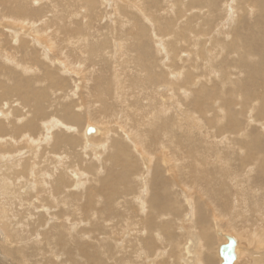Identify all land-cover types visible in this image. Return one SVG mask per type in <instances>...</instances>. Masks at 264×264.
Instances as JSON below:
<instances>
[{
    "label": "bare ground",
    "instance_id": "6f19581e",
    "mask_svg": "<svg viewBox=\"0 0 264 264\" xmlns=\"http://www.w3.org/2000/svg\"><path fill=\"white\" fill-rule=\"evenodd\" d=\"M149 1L150 4L165 2ZM178 1H171L170 7L163 11L165 16L162 18L167 17L168 28L161 29L162 21L161 25L154 22L166 33L162 38L163 44L157 46L156 37L152 41L155 52L161 54L163 50L167 57L159 59L161 63L158 66L151 54L142 56L137 50L140 41L136 48L129 42L124 45L121 34L109 47H105V41L93 45L78 28L70 27L69 22L59 23L61 28H58V22L49 23L47 17L50 15L44 12L45 8L53 12L56 7L53 1H47V7L44 6L39 11L40 16L33 20L27 11V7H31L30 0H0V72L6 71L0 74L6 78L4 82L0 80V105L7 103L5 109L8 108V111L4 109L5 115L0 109V116L4 118L0 122L5 123H0V225L5 230L0 233V242L3 241L0 243V264H158L156 258L161 256L168 258V264H222L219 249L228 243V239L233 241L231 264H241L250 257L246 250H240V246H253V249L264 253V227L240 229L233 222L234 215L242 207L251 220H263L259 201L264 200V195L261 193L260 198L255 195L261 187L253 184L260 183L264 189V120L256 122L252 117L242 128L238 117L247 111L250 115L258 108L264 114V41L255 40L264 38V28L260 27L264 25V0H181V5L177 6ZM105 2L108 5L112 3L107 6ZM100 5L103 8L113 5L110 11L114 10V13L110 20L115 27L109 24L112 28L109 36L120 29L115 12L133 8L122 0H101ZM134 7H138L135 10L144 16L141 3ZM153 10H149L150 14L154 18L159 17L160 13L155 14ZM221 10L224 13L222 19L217 18ZM82 12L79 10L72 16L81 19L77 26L83 25L87 16L91 17V14L82 17ZM246 20H250L255 30L253 33L258 38L253 39L252 33L250 40L235 31L239 25L248 27L244 25ZM182 23L192 26L185 30L191 41L187 40V48L191 45L206 59L208 69L201 76L192 74V67L183 74V78L180 75L187 63L182 58L192 56L190 51L188 55H179L183 48L177 44L185 43L183 38H186L183 37ZM195 24L198 25L196 31L193 28ZM214 26L218 27L217 33ZM27 31L28 38H25ZM2 41L5 44H1ZM259 41L262 47H259ZM28 51L33 55L28 56ZM144 51L151 53L147 48ZM258 55L260 63H255ZM97 59L110 64L116 62L118 68L112 69V78L89 77L96 68ZM214 62L216 65L213 67ZM124 64H131L133 68L130 79L123 73ZM121 69L122 72L119 71ZM42 71L45 78L37 74ZM233 71L236 74L231 80ZM241 72L245 77L247 74V78L239 81ZM142 73H145L144 77ZM65 75L76 77L72 88L69 86L72 89L69 93L64 86ZM46 80L51 85L43 89L30 88L32 84ZM127 80L129 88L141 93L152 91L153 96L147 95V100L157 101V98L160 102L157 101V106L150 105L154 108L151 112L155 114L152 120L141 115L140 108L137 114L134 103L127 104ZM207 81H210L209 86L205 84ZM9 82L14 83L12 89L4 86ZM157 86L161 88L159 91ZM45 92L50 94L45 96ZM236 92L242 95L241 102L234 100L236 96L232 95ZM85 97H94L101 104L84 105ZM10 98H16L15 106L9 102ZM246 100L254 101L257 106L247 107V103H243ZM45 102L51 103L48 108L53 107L57 114H62L60 120L54 112L47 115ZM185 103L190 105L195 117L187 115L186 107V112L182 110ZM24 106L29 110L27 117L29 114L32 116L28 120L23 117L24 113L20 119L25 121H21L16 118L21 114L19 107ZM82 112L87 114L85 118L90 124L79 125ZM165 116L168 117L163 118ZM40 117L49 118L37 124ZM248 126H256L259 135L243 144ZM38 129L43 131L37 134ZM192 129H197V136L202 139L204 147L194 148L190 138L186 146L178 141V148H169L173 140H178L179 133L180 137L185 136L184 130L192 137ZM218 133L221 135L219 142L213 140ZM34 137L44 139L40 141ZM75 137L80 142L76 151L73 149ZM81 137L88 149L81 147ZM146 140L158 148L154 159L144 147ZM24 147L33 149L27 151ZM22 150H26L28 155L20 153ZM57 150L60 151L55 153ZM228 154L236 157L234 166L238 163L232 172ZM75 160L81 167L75 165ZM109 163L116 165L115 170L106 172L105 166ZM125 181L127 185L123 183ZM211 181H217L219 186L217 191L210 188L212 195L207 189ZM123 184L127 192L135 189V193H129L127 199L116 198L122 190L119 186ZM225 187L228 193L231 192L232 210L227 213L211 205L216 216L211 215L208 224V203L218 204ZM194 193L198 194V200L192 197ZM204 197L208 202L203 200ZM28 200L34 205H40V200L46 203L37 209H20ZM44 207L56 209V212L48 215ZM250 207L255 210L254 214L250 213ZM177 211L180 214H176ZM68 216L76 223H65L64 218ZM120 222L126 231L118 226ZM215 234L218 236L216 241L223 240L222 244L215 245ZM163 247H166V253L162 251ZM171 254H174L173 259ZM119 255L123 257L119 258ZM260 264H264V260Z\"/></svg>",
    "mask_w": 264,
    "mask_h": 264
},
{
    "label": "rangeland",
    "instance_id": "374dc122",
    "mask_svg": "<svg viewBox=\"0 0 264 264\" xmlns=\"http://www.w3.org/2000/svg\"><path fill=\"white\" fill-rule=\"evenodd\" d=\"M47 1L48 2H50V1H53V3H55V5H56V7L54 8V10H53V12L52 13H50V11H49V8H45L44 6H46V4H47ZM90 2H86L85 0H30V3H31V7H27V11L29 12L28 14H29V16H31V18L33 19V20H36V17H38V16H40V14H41V12H39V11H41V9L43 10L44 8H45V12L44 13H48L50 16H48L47 18H48V21H49V23H53V24H57V22H58V28H61V24H59V23H61V22H63L64 23V21H67V22H69L71 25H70V27H75V28H78L81 32H82V34H83V36H85V37H87L88 38V40H90V42H93L92 44L93 45H98L97 44V42L99 43V42H102V41H105L106 42V44H105V47H109L112 43H113V41H115V40H117V38L122 34L123 35V37H121L122 39H121V41H123V44L125 45V44H127L126 42H129L128 44H130L131 45V47H134V48H136V46H137V43H138V41H140V45L137 47V50L139 51V52H141V55L142 56H147L148 54H151L152 55V60H153V62H155L154 64L156 65H158V66H160L158 63L160 62V60L159 59H161L162 57H164V58H167L166 56H165V52H163V50H162V53L161 54H158V52H155V50H156V48H155V44L157 45V46H159V45H161V44H163L162 43V38L163 37H165L166 36V33H164V32H162L161 31V29L162 28H168V25H167V23H166V18L167 17H163L162 18V16H165L164 14H163V11L164 10H166V9H168V7H170V5L172 4V2H173V0H170L169 2H167L166 0H165V2H163V1H161V2H159V3H151L150 4V1L149 0H122V2L123 3H125V4H127V5H132L133 6V8H125L126 10H124V11H120L121 13H119V12H115V18H116V20H118L117 22H116V24H118L119 26L118 27H120V29H118V31L116 30V31H113V34H111V36H109V32H112V30H110V29H112V28H110V25L111 26H113V28L115 27V24H113L112 23V21L110 20V19H112V17L113 16H111L113 13H114V10L111 12L110 11V9L112 10V8H113V5H111V7H105V8H103V7H101V5H100V2H101V0H89ZM110 1V0H109ZM131 1H133V2H131ZM139 1V3H141L142 5H143V7H144V10H143V13H145L144 14V16L141 14H139L138 13V10H135L136 8L138 9V7H134V6H136V4H139V3H136V2H138ZM155 1H157V0H155ZM160 1V0H159ZM172 1V2H171ZM130 2L131 3H134V4H130ZM145 4H144V3ZM148 2V3H147ZM112 2H110V4H111ZM177 3H179V4H177ZM176 4H177V6H179V5H181V0H179L178 2H177ZM27 4L29 5V2H27ZM105 4L107 5V6H109L106 2H105ZM166 4V5H165ZM98 5V6H97ZM150 5H151V8H149L150 7ZM154 5H155V7H154ZM105 6V5H104ZM160 6V7H159ZM47 7V6H46ZM109 8V9H108ZM153 8H154V10H153ZM166 8V9H165ZM160 9V10H159ZM79 10H83V12H82V14H83V16L82 17H84L85 15H88V14H91V17L90 16H87V18H85V20H83V25H81V24H79V26H77V24L78 23H80L79 21L81 20V19H79V18H72V16L75 14V13H77ZM146 10V11H145ZM149 10H153V12H155V14H158L159 15V13H160V15H159V17H155V18H158V20L156 21L155 20V18H154V16L152 15V14H150V12L151 11H149ZM84 11H85V13H84ZM126 11H127V13H126ZM222 11V10H221ZM100 12L102 13V15H100ZM109 12V13H108ZM161 12H162V14H161ZM72 15H71V14ZM130 13V14H129ZM139 14V15H136V14ZM85 14V15H84ZM126 14H128V17H127V15ZM148 14L150 15V16H153V17H150L149 18V16H148ZM52 15V16H51ZM134 15V16H133ZM221 15V16H220ZM224 16V13H223V11L222 12H220V14H218L217 13V18H221L222 19V17ZM54 16V17H53ZM111 16V17H110ZM120 18H119V17ZM132 16V17H131ZM143 16V17H142ZM109 17V18H108ZM118 17V18H117ZM126 17L129 19H132V22L130 21V19L128 20V19H126ZM215 17V18H216ZM122 18V19H121ZM141 18H142V20H141ZM144 18H145V20H144ZM160 18V19H159ZM162 18V19H161ZM217 18H216V20H217ZM54 19H56V20H54ZM135 19V20H134ZM140 19V20H139ZM120 20V21H119ZM152 20H155V21H152ZM253 20V19H252ZM73 21V22H72ZM100 21V22H99ZM109 21V22H108ZM121 21H123V22H121ZM124 21H125V23H124ZM161 21H162V23H161ZM247 21V23H245L244 25H247L248 27H246L245 28V26H241V25H239V27L238 28H235L236 30L235 31H237V33L238 34H244V37H246V38H251L250 36H251V34L253 33V32H255V30H254V28H252V26L250 25L251 24V22H250V20H246ZM245 21V22H246ZM84 22L86 23L85 25H87V26H85L84 25ZM135 22H137V23H135ZM148 22V23H147ZM157 23V24H159V25H161V26H163V27H161V29L159 28V25H157V24H155V23ZM211 22H213V21H211ZM76 23V24H75ZM134 23V24H133ZM144 23V24H143ZM166 23V24H165ZM223 23H225V22H223ZM110 24V25H109ZM128 24V25H127ZM138 24H139V26H138ZM123 25H125V26H123ZM131 25V26H130ZM156 25V26H155ZM106 26H109L108 28H107V30H106ZM134 26V27H133ZM135 26H136V28H135ZM142 26V27H141ZM191 25H189L188 23H182L181 24V27L184 29L183 30V35H185V36H183V37H186V38H183V40H184V42L185 43H183V44H177V46L179 45L181 48H183V49H180V57H181V54L183 53V54H187L188 55V53H189V51L192 53V56L190 55V57L188 56V58H189V60H187L188 58L186 57V58H182V59H186V62L187 63H185V65H183V68L181 69V73H180V75H181V77L183 78V74L186 72V71H188L189 70V67H192V69H191V71H192V74H194L196 77L197 76H201V74H203L205 71H207V66H206V59H203L200 55H199V53L197 52V50L194 48V47H192L191 45H189V48H187L188 46L186 45L187 43V40L191 43V41L188 39V35H186V32L187 31H185L186 29H187V27H190ZM196 26L198 27V25H196L195 24V27H193L194 28V30L196 31ZM141 27V28H140ZM192 27V26H191ZM242 27V28H241ZM260 27H262V28H264V25L262 26H260ZM121 28H122V30H121ZM138 28H140V30H138ZM156 28H158V29H156ZM216 28V29H215ZM217 28L218 27H215L214 26V29H215V32L217 33ZM30 29H32V28H28L27 30H30ZM54 28H52L51 30H53ZM144 29V30H143ZM160 29V30H159ZM238 29V30H237ZM134 30V31H133ZM130 31L132 32V34H129L130 33ZM144 33V37H143V35H142V32ZM157 31V32H156ZM256 31H258V30H256ZM120 32H122V33H120ZM140 32V33H139ZM159 32V33H158ZM138 33L142 36H140V35H138ZM154 33V34H153ZM160 33L162 34V36H160ZM188 33V32H187ZM28 34V31L25 33V35H24V37L25 38H28V37H26V35ZM126 34V35H125ZM129 34V35H128ZM159 34V35H158ZM189 34V33H188ZM8 35V34H7ZM22 35V34H21ZM134 35V36H133ZM157 35V36H156ZM256 34H254L253 33V36L254 37H252L253 39L254 38H258L257 37V35L255 36ZM129 36V38H131L132 37V39H129V38H127ZM153 36V37H152ZM160 36V37H159ZM112 39V42H111V39ZM147 37H151L150 39L149 38H147ZM154 37H156V43L154 44V42H152V41H154ZM172 37V36H171ZM136 38H137V40H136ZM145 38H147L148 39V41H146L147 39H145ZM126 39V40H125ZM140 39V40H139ZM144 39V40H143ZM168 39V38H167ZM5 40H7V38L5 39ZM157 40L159 41V42H157ZM250 40H252V39H250ZM255 40H262V41H264V38L262 39V37L259 39H255ZM110 43V44H108V42ZM132 43H134V44H131V42ZM134 41V42H133ZM142 41V42H141ZM145 43H144V42ZM193 42H196V39L194 40H192ZM95 42V43H94ZM151 42V43H150ZM142 43V44H141ZM261 43V41H259L258 42V45H259V47H262V45L260 44ZM1 44H5V41H2V43ZM127 44V45H128ZM184 45V46H183ZM261 45V46H260ZM3 46H5V45H3ZM141 46V47H140ZM148 46V47H147ZM150 46V47H149ZM152 46H153V48H152ZM190 46H191V48H190ZM6 47V46H5ZM147 48V49H149V51H151V53H147V52H145L144 51V48ZM256 48L255 49H258V46H255ZM142 49V50H141ZM254 49V51H256ZM21 50H23V48L22 49H20V51ZM141 50V51H140ZM259 50V49H258ZM26 51H27V49H26ZM136 52V51H135ZM24 54V53H23ZM98 54V53H97ZM135 54V53H134ZM32 56L33 54H31V52L30 51H28V56ZM223 57H224V55H222ZM145 58H147V57H145ZM32 59V58H31ZM256 61H255V63H260V56L258 55L257 57H256ZM95 60V59H94ZM100 60V59H99ZM98 59H97V63L95 62V67L96 68H94L95 70H94V72L93 73H91L90 74V76L89 77H93V78H97V77H99L100 79L102 78V79H105V78H107L108 76L110 77V78H112V72H113V68H115L116 70H117V64H116V62H111V64L110 63H108L106 60H100L99 61ZM146 60V59H145ZM165 61H167V60H165ZM1 63V62H0ZM135 63V62H134ZM161 63V62H160ZM98 64V65H97ZM115 64H116V66H115ZM125 65V66H124ZM122 67H123V73L125 72L126 74H125V76H128V78L130 79V78H132L133 77V74H132V70H133V68H131L132 66H131V64H128V65H126V64H124ZM216 65V62H214L213 63V67ZM51 68V70H54L53 69V67H50ZM186 68V69H185ZM119 71H121L122 72V69L121 70H119ZM129 71H131V72H129ZM183 71V72H182ZM1 72H4V73H6V71H5V69L3 70V71H1ZM0 72V74H2ZM87 73V75L89 74V72H86ZM233 74H232V76H231V80L233 79V77H235V76H233V75H235L236 74V72H232ZM37 74L40 76V78L41 77H44V71H42V73H39V72H37ZM245 74H246V72H245ZM142 75V77H144L145 76V73H142L141 74ZM46 77V76H45ZM44 77V78H45ZM64 77V76H63ZM108 77V78H109ZM66 78V79H65ZM65 78H64V84H66V85H64L65 87H67L68 89H67V92L69 93V91L70 90H72L71 88H72V83H74V79L76 78L74 75H73V77L71 76V77H67L66 75H65ZM247 78V74H246V77H245V75H244V73L243 72H241V76L239 77V81H242V80H244V79H246ZM181 79V78H180ZM0 80L1 81H5L6 80V78H2V77H0ZM77 80V79H76ZM67 81V82H66ZM11 83V84H10ZM91 85H92V87L94 86L93 85V82H91L90 83ZM207 86H209L210 85V81H207L206 83H205ZM7 85V86H6ZM10 85V86H9ZM13 85H14V83L12 84V82H9V83H4V86L5 87H7L8 89H12L13 88ZM47 85H51V82L49 81V80H46V81H43V82H40V83H37V84H32L31 85V89H34L35 88V90L36 89H43V88H45V86H47ZM71 88H70V87ZM128 86H130L129 85V82H128V80H127V90L125 91V94L127 95H125V98H126V100H128L127 101V104H132V103H134V105H135V108L137 109L136 111V113L138 114V109L140 108L141 109V112H140V110H139V112L141 113V115H144V116H147V120H149L150 121V119H151V117H152V119H153V116L155 115L154 114V112L152 113L151 111H153L152 109H154V108H151L150 107V105H152L153 104V106H157L158 105V103H157V101H158V99L156 98V100L157 101H155V100H153V101H150V100H147V95H149L150 96V94H152L151 96H153V93H152V91H146V92H139L138 90H134L133 88L131 89V88H129ZM160 86H162V85H160ZM160 86H159V88H160ZM11 87V88H10ZM157 88V89H156ZM155 89L156 90H158L159 91V88H158V86L156 87ZM161 89V88H160ZM50 90V89H49ZM49 90H47V91H49ZM193 90H195V88H193ZM46 91V92H47ZM46 92H45V96H47V95H49V94H46ZM162 92V91H161ZM135 93V94H134ZM138 93H140V95L139 96H136V94L138 95ZM145 93H147V94H145ZM158 93V92H157ZM160 93V92H159ZM132 95H134V98L132 97ZM232 96H236L235 97V99L234 100H237L236 102H241V98L240 97H242V95H240V93H238L237 94V92L235 93V95H232ZM129 97V98H128ZM52 98V97H51ZM77 98H78V96H77ZM76 98V99H77ZM136 98V99H135ZM166 98V97H165ZM194 98V97H193ZM237 98V99H236ZM134 99V100H133ZM141 100V102L140 101H138V100ZM143 99V100H142ZM87 100V101H86ZM95 100V101H94ZM133 100V101H132ZM13 101V102H12ZM84 101H86V104H84V105H88V106H90V107H92L91 105H96V106H99V104H96L97 102H98V100L96 99V98H94V97H90V98H87L86 99V97L84 98ZM139 103H138V102ZM143 101V102H142ZM145 101H148V102H146V103H144ZM155 101V102H154ZM13 106H15V103L17 102L16 101V98H10V101H9ZM77 101H75V103H76ZM130 102V103H129ZM152 102V103H151ZM159 102V101H158ZM252 102V103H251ZM250 102V100H246V102L244 101L243 103H247V107H249V106H251V105H254V107L255 106H257V104H255V102L254 101H251ZM1 103H2V101H1ZM59 103V102H58ZM85 103V102H84ZM98 103H100V102H98ZM137 105H136V104ZM160 103V102H159ZM45 104V106H46V113H47V115L48 114H50V116H51V113H53L54 112V114H57V111H54V110H52L53 109V107H47V106H50L51 105V103L49 102L48 104L45 102L44 103ZM43 104V105H44ZM76 104H78V103H76ZM101 104V103H100ZM141 106H140V105ZM147 104V105H146ZM236 104H239V103H236ZM7 105V103H5V104H1L0 105V109L1 110H3L2 111V113H3V115H5V111H4V109H5V106ZM241 105V104H240ZM13 106H11V107H13ZM17 106V105H16ZM126 106V105H125ZM143 106V107H142ZM147 106H149V108L147 109L146 107ZM7 107V106H6ZM145 107V108H144ZM186 107V109L188 110H186V109H184ZM189 107H190V105L189 106H187V103H185V104H183V107H181L182 108V110L184 111V112H188V113H190V114H188L187 113V115L188 116H191V117H193V112L191 113V111H192V109H191V107H190V109H189ZM253 107V108H254ZM98 108V107H97ZM8 109V108H7ZM7 109H5V110H7ZM19 109L21 110V114H19V115H17V118L16 119H19V120H21L20 118H22L21 117V115L22 114H24L23 115V117L24 118H29V117H31L32 115L31 114H29L28 116L29 117H27V112L29 111V110H27V108L24 106V107H19ZM23 109V110H22ZM92 108H90V110H91ZM145 109V110H144ZM0 110V111H1ZM135 109H133V111H134ZM191 110V111H190ZM259 108H258V110L257 111H254L253 112V110L251 111V113H250V115H249V111H247L246 113H245V115H241V117H238V121H240L239 123H241V127L243 128V127H245L246 126V123H247V121L249 120V119H251L252 117L256 120V122L257 121H263L264 120V114H263V112H259ZM8 111V110H7ZM46 113H45V115H46ZM85 112H82V113H80V116H79V125L80 124H86V123H88V121L89 120H87V118H85V115H87L86 113L84 114ZM147 113V114H146ZM148 113H150V114H148ZM153 114V115H152ZM169 113H167V115H168ZM192 114V115H191ZM46 115V116H47ZM60 115V116H59ZM62 114L60 113H58L57 114V117H58V119L60 120L61 118H62V116H61ZM150 115V116H149ZM150 118H149V117ZM209 116H211V114H209ZM208 116V118H212V117H209ZM213 116V115H212ZM57 117H55V118H57ZM138 117H140V115L138 116ZM168 117V116H167ZM166 116L165 117H163V118H167ZM194 117H195V115H194ZM41 118V119H40ZM40 118H38V122L39 123H37V124H40V123H43V122H46V121H48L47 119L49 118H47L46 119V117H45V119L44 118H42V117H40ZM196 118H197V116H196ZM199 118L203 121V119L199 116ZM0 119H4L3 117H1L0 116ZM43 119V120H42ZM151 119V120H152ZM28 120H30V118L28 119ZM110 120L112 121L113 120V118H110ZM193 120H195V118H193ZM21 121H25V120H21ZM194 122V121H193ZM0 123H2V124H4L5 125V123H3V122H0ZM88 124H90V123H88ZM192 124V123H191ZM190 124V125H191ZM192 126V125H191ZM84 127V126H83ZM253 126H248L247 127V129H246V132L248 133H245V138H246V136H248V138L247 139H245V138H243L244 140L242 141L243 142V144L244 143H246V142H248V139H249V141H252V140H254V138H255V135L257 134V135H259L257 132H256V130H255V127L256 126H254L253 128H252ZM190 128V127H189ZM187 129V128H186ZM41 132V131H43V130H37L36 132H37V134H38V132ZM174 131H175V129H174ZM185 131V136L184 137H180V135H181V133H179L178 135H179V137H178V135H177V141L176 140H173L172 141V144L170 145L169 144V148H178L177 147V143L176 142H178V141H181L185 146H186V144L188 145L189 144V139L190 138H192L193 139V147L194 148H201V147H204L203 146V144H201V142H202V139H200V137L199 136H197V129L195 130H191L192 132V137H191V135H189L188 136V133H187V131L186 130H184ZM261 131V130H260ZM39 132V133H40ZM58 133V132H57ZM64 134V133H63ZM252 135V136H251ZM220 134L218 133L217 134V136L215 137V139H213V140H216L217 142H219V141H221L220 140ZM72 137H74V136H72ZM231 137H235V136H233V135H231ZM34 138H37V137H34ZM188 138V139H187ZM236 138V137H235ZM250 138H251V140H250ZM37 139H41L40 141H43V139H44V137H41V138H37ZM75 141H73L74 142V147H73V149H74V151H76V148L77 149H79L78 148V146L80 145V142H79V140L77 139V137H75ZM186 139V140H185ZM237 139V138H236ZM151 140V139H150ZM247 140V141H246ZM81 141H82V145H81V147L82 148H84V149H88V148H86L85 147V145H84V142H83V138L81 137ZM213 142V141H212ZM217 142H215V143H217ZM263 143V146H264V141H262ZM214 143V142H213ZM235 143V142H234ZM165 144H167L166 143V140H165ZM156 146V145H155ZM262 146V147H263ZM144 147H145V149H147L151 154H153L152 155V159H154V158H156V156H157V151H158V148H154V146L152 145V141H148V140H146L145 142H144ZM223 147H225V146H223ZM234 148H238L237 146H235ZM24 149H26L25 147H24ZM30 149H33V148H27L26 150L27 151H29ZM24 151V150H22L20 153H22V154H24V155H28V153H26L27 151ZM60 150H57L55 153H58ZM226 152H228V151H226ZM225 153V152H224ZM229 153V152H228ZM226 154V153H225ZM228 156H230L229 158H231L230 159V163L232 164H230V167L232 168H230L229 167V169H230V172H232L233 171V169H234V167L236 166V164H237V166H238V163H236L235 164V166H234V163L236 162V161H234V159L236 158V157H232L231 156V154H228ZM154 157V158H153ZM200 158V157H199ZM152 159H151V161H152ZM76 161V162H75ZM74 162H75V165H78L79 167H81L80 165V162L79 161H77V160H75ZM154 161V160H153ZM153 161H152V163H153ZM232 161V162H231ZM185 162H187V164H188V161H186V159H185ZM91 163V162H90ZM152 163H150V164H152ZM186 164V163H185ZM45 165V164H44ZM88 165H90L89 164V162H88ZM90 166H93L92 165V163H91V165ZM110 166V167H109ZM115 164L113 163H109V165H106L105 166V170H106V172L109 170V171H112V170H115ZM150 166V165H149ZM40 168H42V167H40ZM152 169V168H151ZM185 172H186V170H185ZM40 173H41V171L40 172H38V175H40ZM125 176H127L128 174H124ZM69 176V175H68ZM101 177V176H100ZM99 177V178H100ZM258 177V176H257ZM150 178V177H149ZM126 179V178H125ZM125 185H127V182L125 181V182H123ZM217 181H211L210 182V185L208 186V190H209V194L210 195H212L211 194V192H210V188L211 189H214V190H216V188L217 187H219L218 185H217ZM124 184H123V186H119V187H121L122 188V190H121V192H119L120 194H118V195H120V196H118L117 194H116V198H120V197H124V199H127V197H128V194L129 193H131V192H133L134 191V193H135V189L134 190H132L131 192H127L126 191V188L124 189ZM129 184V183H128ZM253 185H258V186H260L261 187V189L263 190V192H261V189L260 190H257V192H255L254 194L255 195H257L259 198L261 197V193H262V196L264 195V189H263V187L261 186V184L260 183H254ZM147 186H149V183H147ZM87 187H88V184H87ZM167 189H169V188H167ZM226 189V187L225 188H223V191H222V193H221V196H222V199H221V201H219V203L217 204V203H208V207H207V210H208V213H207V219L208 218H211L212 219V217H211V215L214 217V216H216V215H214L215 214V211L212 209V207H211V205H215L216 206V208H218V209H220V210H226L227 211V213H230L231 212V210H232V207H231V201H232V197H231V192L230 193H228V191L227 190H225ZM218 190V189H217ZM216 190V191H217ZM195 191H199V189H196ZM127 193V194H126ZM259 193V194H258ZM253 194V193H252ZM123 195V196H122ZM192 197L194 198V200H198V194L197 193H194L193 195H192ZM203 200L204 201H207L208 202V200H206V198L204 197L203 198ZM203 200H201V201H203ZM224 201H227V202H224ZM25 202V201H24ZM27 202H30L31 204H28ZM38 202V201H37ZM44 202V203H43ZM42 202V200H40V205H43V206H45V201H43ZM80 203V201H78V205H80L79 204ZM200 203H202V202H200ZM222 203V204H221ZM252 202H248V204H251ZM259 203L261 204L260 206H262V219L263 220H261V222L258 220V218L257 219H253V220H251V218H250V216H249V213L247 212V213H244L243 211H245L244 210V208L242 207V209L237 213V215H234L235 217H234V220H233V222H234V224H235V226L237 227V228H244V229H249V228H252V230H254V228H259V227H261V226H263L264 227V200H260L259 201ZM29 206H28V205ZM24 206H22V207H20V209H22L23 208V210H26L27 208H31V209H37V206H40L39 204H37V205H34V203L32 204V201H30V200H28V201H26V203H24L23 204ZM197 207H198V203H197ZM45 209H47L46 207H44ZM201 208H203L205 211H206V208H204V206H202ZM49 209V210H48ZM47 210H46V212H48V215H49V213L50 214H52L53 212L55 213L56 211V209H53V208H48ZM250 209H251V214L253 213L254 214V211L255 210H253L251 207H250ZM183 213V212H182ZM218 213V212H217ZM176 214H180V212L179 211H177V213ZM180 216V215H179ZM210 216V217H209ZM50 217H53V216H50ZM70 216H68V217H65L64 219H65V223H67L68 225L69 224H73V223H76V221H74V220H72V219H70L69 218ZM183 217H186V214H184V216ZM73 219H74V217H73ZM68 220V221H67ZM209 221H208V224H209V222H210V219H208ZM1 224V223H0ZM121 224H123V223H121L120 222V224L118 225V226H120V227H122L123 228V226L121 225ZM259 224V225H258ZM212 225H213V221H212ZM254 225V226H253ZM83 226H84V224H83ZM82 226V227H83ZM258 226V227H257ZM119 227V228H120ZM124 229V228H123ZM125 230V229H124ZM126 231V230H125ZM3 232H5V230H4V228H3V226H1L0 225V233H3ZM175 232L176 233H179V231L178 230H175ZM173 233V232H172ZM175 233V234H176ZM2 236V234L0 235V237ZM217 235L215 234V236L213 237V239H214V241H215V245H220V244H222L223 242V240H219V241H216V239H217ZM131 238H129V240H130ZM221 242V243H220ZM1 244L3 243V241H1L0 242ZM255 246V245H254ZM125 247H127V246H125ZM216 247H218V246H216ZM240 248V250H246V252H248V254H249V258H245V262H242L241 264H260V262L262 263V261L264 260L263 258H264V253H263V251L262 250H258V249H256V248H254L253 249V246H248V247H245V245H243V246H240L239 247ZM242 248V249H241ZM250 248H252V249H250ZM216 249V248H215ZM171 250H173V247L171 248ZM117 251V250H116ZM162 251H164L165 253H166V247H163L162 248ZM213 253H214V251H213ZM253 253V254H252ZM250 254H252V255H250ZM215 255H216V252H215ZM126 256H129V254H128V252H126ZM173 256H174V254H171V256H170V258H172L173 259ZM180 256V253H179V255H178V257ZM119 258L120 257H123V255H119L118 256ZM117 257V258H118ZM184 257V256H183ZM252 257V258H251ZM259 257H260V259H259ZM261 257H263V258H261ZM160 258V259H159ZM159 258H156L157 259V263L158 264H168V258H166V257H163V256H161V257H159ZM166 260H165V259ZM258 258V259H257ZM126 259V258H125ZM262 259V260H261ZM254 260V261H253ZM159 261V262H158ZM162 261H164V262H162ZM192 260H190V262H191ZM216 264H218V263H216Z\"/></svg>",
    "mask_w": 264,
    "mask_h": 264
},
{
    "label": "water",
    "instance_id": "95a60500",
    "mask_svg": "<svg viewBox=\"0 0 264 264\" xmlns=\"http://www.w3.org/2000/svg\"><path fill=\"white\" fill-rule=\"evenodd\" d=\"M232 244V239H228V243L220 247L219 253L223 259L222 264H231L233 262V255L231 251Z\"/></svg>",
    "mask_w": 264,
    "mask_h": 264
}]
</instances>
